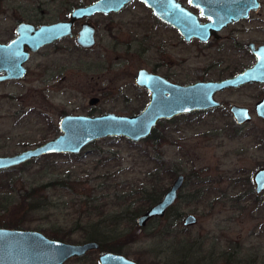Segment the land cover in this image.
I'll list each match as a JSON object with an SVG mask.
<instances>
[{
    "label": "rangeland",
    "instance_id": "1",
    "mask_svg": "<svg viewBox=\"0 0 264 264\" xmlns=\"http://www.w3.org/2000/svg\"><path fill=\"white\" fill-rule=\"evenodd\" d=\"M155 20L140 1L97 15L92 52L60 42L32 55L22 80L0 83V156L55 139L65 115L140 113L149 103L135 82L141 69H159L186 85L218 81L247 65L230 42L188 44L167 28L155 29ZM261 97L257 87L219 94L221 108L161 121L155 130L163 139L156 145L149 138H109L79 155H46L0 171V197L15 201L0 211V227L13 228L18 220L21 229L68 244L89 242L95 229L101 242L120 235L119 253L138 264H264V191L258 195L253 181L264 168V119L256 114ZM233 106L250 110L252 121L239 124ZM179 174L187 178L179 198L164 217L140 227L147 192L162 200ZM42 185L36 199L46 203L29 212L35 198L27 195ZM189 215L197 224L185 226ZM104 251L65 264H99Z\"/></svg>",
    "mask_w": 264,
    "mask_h": 264
},
{
    "label": "water",
    "instance_id": "2",
    "mask_svg": "<svg viewBox=\"0 0 264 264\" xmlns=\"http://www.w3.org/2000/svg\"><path fill=\"white\" fill-rule=\"evenodd\" d=\"M133 1L136 0H98L72 12L69 22L40 28L21 25L17 29L18 37L14 41L8 44L0 43V75H3L0 80H22L27 74V63L31 54L39 52L41 48L59 39L73 36L74 22L96 14L118 13ZM138 1L153 10L161 20L177 28L189 42L195 37L207 41L212 33L231 21L230 17L218 18L219 21L213 18L212 23L201 25L179 7L168 8L169 0ZM77 42L83 48L94 47L96 44L94 28L85 25ZM254 53L258 58L257 64L233 78L198 82L187 86L172 83L142 69L138 72L136 84L150 93V102L143 111L131 116L113 113L100 116L66 115L60 121L61 134L58 137L14 156H0V171L13 169L46 155H79L88 145L109 138L123 137L133 143H139L150 138L162 120L170 121L197 111L220 108L222 103L215 98L217 93L255 82L264 83V46L254 49ZM97 102L93 100L92 104ZM232 113L239 124L251 121L247 108L233 106ZM256 113L264 119V100L257 103ZM253 181L259 195L264 191V168L255 173ZM184 183L185 176L179 175L162 200L137 219L138 225L145 227L152 218L164 217L178 199ZM195 224L197 218L194 215L187 216L185 226ZM99 248L100 244L94 241L68 244L51 239L39 231L0 227V264H65L70 259L83 257L89 251ZM99 263L138 264L113 252L101 254Z\"/></svg>",
    "mask_w": 264,
    "mask_h": 264
},
{
    "label": "flooded vegetation",
    "instance_id": "3",
    "mask_svg": "<svg viewBox=\"0 0 264 264\" xmlns=\"http://www.w3.org/2000/svg\"><path fill=\"white\" fill-rule=\"evenodd\" d=\"M173 1H176L178 3L174 4ZM94 2L89 3L88 0H72L70 2L67 1V3H63L62 5L61 0H0V28H6V31L4 33H0V39L8 38V40L6 41L0 40V43L8 44L14 41L18 37L17 29L21 25H24V24L33 26L35 28H40L43 26L56 25L62 22H69L71 20L70 15L72 14V12H74L78 8H84L88 5H91ZM167 5H168V8H173V6L179 7L180 10L184 11L185 13L190 14L192 18H194L195 21L201 25L212 23L213 18H217V19L218 18L223 19L225 17L231 18V21L228 24L224 25L217 32L212 33V35L207 41H204L199 37H195L189 42L185 40V37L180 33V31L177 28H175L170 23H167L161 20L159 16H157L153 12V10L150 9L152 11V14L156 18L155 20L156 25L154 26L155 29L158 30L162 26L164 28L169 29L172 33L174 32L175 34H177L181 38V41L183 42H186L188 44L197 42L199 44H202L205 47L212 43L214 44V43H221V42H230L232 54L241 55L247 58V62H246L247 65H244L241 71H239L235 75L229 76L224 79H220L218 81L225 80L228 78H233L234 76H237L238 74L243 73L244 71L253 68L257 64L258 58L256 54L254 53V49H258L259 47L264 46V0H169V3ZM62 11H64L65 14H62ZM184 14L179 13V15H184ZM97 15H103L106 17L109 16L105 14H96L92 17H86L82 20L74 22L72 24L73 36L64 37L50 45H47L41 48L39 52L35 54H31L30 59L32 55L39 54L40 52H42V50L49 48L51 46H54L60 42H65V41L73 42L76 45L77 50L84 51V52H92L94 47L97 44V31H98L97 27L92 23V19H94V17ZM219 19L215 21H219ZM85 25H90L91 27H93L94 32H95L96 44L94 47L88 48V49L81 47L77 42V39L80 33L82 32V30L84 29ZM2 34H5V35H2ZM4 36H7V38H1ZM218 66L219 64L217 63L214 69H216V67ZM145 70H147L148 72L156 76L163 77L172 83L183 86V84L174 82L170 74L168 73L162 74L159 69H154L152 71L148 69H145ZM27 72H28V68H27ZM2 76L3 75H0V78ZM12 81L11 80L10 81L0 80V83H7V82H12ZM135 82H136V79H135ZM198 82H208V81L198 80L190 84H195ZM190 84H186L184 86H187ZM246 87H257L264 94V83L255 82L251 84H246L237 89H227L223 92L217 93L215 95V98L217 99L219 94H223L227 91L239 90V89H243ZM140 89L145 90L149 93L147 89H142V88ZM259 99L260 100L258 102L264 100V97H261ZM148 102H150V93H149ZM221 107H223V103ZM211 110H207V111H211ZM249 113H250V110H249ZM250 116H251V121H252L251 113H250ZM179 175H183V174H179ZM186 179L187 178L185 176V183L179 192V196L183 188L185 187ZM100 249H102V247H100L98 250ZM91 252L92 251H89L83 257L73 258V259H82V258L88 257L89 253ZM106 252H111V251H104L102 252V254ZM116 254H120V253H116ZM120 255H123V254H120Z\"/></svg>",
    "mask_w": 264,
    "mask_h": 264
},
{
    "label": "trees",
    "instance_id": "4",
    "mask_svg": "<svg viewBox=\"0 0 264 264\" xmlns=\"http://www.w3.org/2000/svg\"><path fill=\"white\" fill-rule=\"evenodd\" d=\"M163 138L159 137V136H156V130L154 131V133L152 134V136L147 140H152L154 141L153 144L156 145L157 141L158 140H162ZM22 166V165H21ZM160 168L158 167V169L156 170V172H154L152 175H153V180L156 181V180H159V174H160ZM171 174H173V171L171 172ZM151 175V177H152ZM64 184V183H63ZM47 185H42V186H37V187H34L29 193L27 196H29V198L32 196L33 198H35L34 200H32V202L30 203V205L32 206V209L29 210V212H33L34 210L38 209L40 206L42 207L45 203L42 202L43 205H41V198L38 200L36 199V195L41 193L43 189L46 188ZM154 189V188H153ZM151 189V190H153ZM161 196H158V194L154 191V192H150L148 191L147 192V195H146V199H145V202L143 203V205L145 206V209H143L142 211H140L138 213V216H142L144 213H146L150 208L151 206L157 204L160 200ZM10 198L9 197H6L5 199H2L0 197V211H4V212H7L8 211V205H11L13 203H15L14 200H9ZM41 200V201H40ZM148 207V208H146ZM119 217H113V220L115 219H118ZM16 226H13L12 229H21V226L18 225L19 221L16 220ZM8 228V227H7ZM24 230V229H22ZM94 230V229H93ZM119 236L120 235H116V236H111L112 240L114 241H103L101 242V237L99 236V232L98 230H94V233H92V235H90L89 237V242L91 241H94V242H97V241H100V242H97L100 244V247H102V249H104L105 251H111V252H115V253H119V249L116 248V247H121V245H118L117 244V241L119 239ZM110 238V237H108ZM118 251V252H117Z\"/></svg>",
    "mask_w": 264,
    "mask_h": 264
}]
</instances>
